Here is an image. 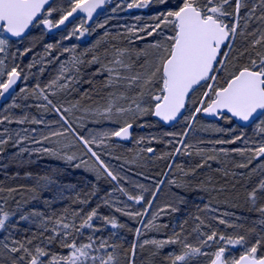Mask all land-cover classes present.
Segmentation results:
<instances>
[{
  "label": "snow or ice",
  "instance_id": "6c2138e0",
  "mask_svg": "<svg viewBox=\"0 0 264 264\" xmlns=\"http://www.w3.org/2000/svg\"><path fill=\"white\" fill-rule=\"evenodd\" d=\"M150 2L151 0H131L127 7L129 9L144 8ZM156 2L168 4L169 0H156ZM105 3L106 0H67V6H62L57 5L56 0H0V32L6 34L0 36V54L6 53L11 38H23L31 27L42 25L47 30L59 28L74 14H86V16L66 39H70L76 33L83 36L89 31L85 27L87 20L92 19L97 9L102 8ZM54 13L60 14L59 19L54 20ZM152 19L155 21L154 24L129 29V32L138 40L155 37L144 48L135 50L118 48L114 54H110L105 49L103 59L95 53L89 60L73 57L71 61L61 63V74L47 87L75 91V85L81 82L79 79L81 66L99 65L92 76H102V90H108L106 106L94 113L99 118L112 120L114 116L135 118L152 115L164 122L183 118L191 128V122L195 121L200 113L220 117L227 114L230 118H236L241 122L259 120L256 131L264 137V119H261L264 117V0H174L170 7L153 16ZM99 27H104V25L100 24ZM139 33H144V35L141 36ZM238 39L244 41L243 51L233 56ZM53 47L52 44L46 45L49 55ZM29 51L31 49L26 48L19 54L23 56ZM63 51H74V49L65 48ZM12 55L14 58L16 54ZM84 55L86 56L87 53ZM33 66L34 64L28 65L29 68ZM22 71L18 64H13L8 69L5 60L0 59V78L5 75L7 77V79H0V97L10 93L13 86L21 79ZM221 78H223V83H221ZM86 82L92 83L91 80ZM199 88L205 90L199 100L193 102L194 107L191 110V115L184 116V112L188 110L187 103L191 100V94ZM23 91L25 90L21 89V92ZM33 92H38L47 102L45 108L51 106L60 115V120L68 125L65 131L72 130V125L65 113H70L72 108L77 105L68 108L57 107L39 84L36 85ZM83 95H88V93L85 92ZM38 107L40 106L38 105ZM27 119V116H24L16 122L23 124ZM4 120L12 122L8 117H4ZM3 122L0 120V123ZM31 122L43 123L42 120L35 118ZM95 122L99 123L100 120L97 119ZM132 126V123L125 119L118 130L98 133L100 139H97V135H91V132V139H86L83 135L72 131L75 139L95 159L99 170L106 174L111 181L118 182L122 177L109 168L100 155L93 150L92 145L95 144L99 147L107 137L129 139ZM33 131L35 130L33 129ZM217 131L224 130L217 129ZM64 134L61 131H52L35 143H42L51 137ZM16 135L19 136V133ZM166 135H179L181 139L177 143L183 144V137L187 135V131L166 133ZM237 141H242L245 145L249 143L243 133L229 140H216L214 143L236 144ZM6 143L7 140L0 139V145ZM187 147L188 145L185 144L184 148L187 149ZM21 151H27V149H21ZM36 151H41V149ZM42 151L52 155L57 154L54 149L43 148ZM146 151L152 153L154 149L148 147ZM219 151L227 154L229 150L221 148ZM231 151L241 155L248 151L253 153V158L264 157V139L254 148H234ZM175 152L180 153L181 148L177 147ZM76 158L74 155L66 156L69 161ZM213 159L216 157H206L204 163L198 167H203L208 160ZM249 163H251V159ZM79 166L77 165V167ZM238 167H247V165L240 164ZM260 167L264 170V165ZM162 183L163 181L158 182L155 191L151 193L153 200L157 197L160 191L159 185ZM139 187L143 189V192L148 191L144 185ZM118 190L128 200L136 204L144 203L147 208L152 207L153 200H145L143 192L139 195H131L123 187H119ZM9 191L15 190L9 189ZM248 197L253 206L256 205L258 197H264V179H261L252 188ZM81 203H86V201H81ZM98 207L92 208L82 217L79 226H76L75 221L72 223L63 220L57 221L58 228L63 229V232L61 233L56 228L52 229L53 234L47 237V243L50 245L59 239L60 246L69 250L67 255L51 253L41 245H36L34 248L29 247L33 243L32 239L11 238L12 233L9 229L14 225L10 216L13 214L0 209V231L8 232V235L0 238V264H118L117 245L109 244L108 240L102 239L97 246L92 236L88 237V243H77L73 236V230L79 235L84 228H94L92 222L98 218ZM147 208L144 212H130L125 208H117L116 211L135 218L146 215ZM255 210L264 217V205ZM172 211H176V209L172 208ZM30 215L35 217L40 213L33 212ZM73 215L78 217L80 212H74ZM155 216L156 214H153V219ZM29 218L28 215L19 217L20 220L25 221ZM104 219L114 229L124 227V225L118 224L114 218L104 217ZM196 219L199 220V217ZM200 223L204 222L200 221ZM219 223L228 227H243L230 224L225 219H219ZM258 223L264 226V218ZM94 230L99 231V229ZM135 232L137 237L141 235L139 228ZM254 232L255 228H252L246 229L244 234L236 233L226 236L212 231L211 234L206 235L205 239L200 240L199 246L191 245L186 238L181 239L180 233H174L173 236L162 241L146 239L139 244V247L143 249L146 245L151 244L160 249L167 244H180L182 251L179 254H171L168 259L170 264H186L187 259L191 256L206 255L203 248L211 247V244L215 243L222 244V246L217 247L210 264H264V235L257 233L254 242H252L250 235ZM201 235L203 234L201 233ZM70 237L72 239H69ZM137 246L135 242L131 246L132 258L136 256ZM228 246H240L243 248V252L238 258H229L226 255ZM109 248L112 251H108ZM97 252L103 254L96 255ZM130 264H134V259L130 260Z\"/></svg>",
  "mask_w": 264,
  "mask_h": 264
},
{
  "label": "trees",
  "instance_id": "16d2710c",
  "mask_svg": "<svg viewBox=\"0 0 264 264\" xmlns=\"http://www.w3.org/2000/svg\"><path fill=\"white\" fill-rule=\"evenodd\" d=\"M53 17L59 19L57 14H53ZM38 30H40V27L35 26L27 38L18 42L20 45L19 52L29 48L26 43H28L29 37ZM243 45V39H238L233 56L243 51ZM30 54V51L23 56L18 53V59L23 62V65H19L20 69H23V79L28 68L27 63L30 61L28 57ZM49 59L50 57L41 64L36 63L44 67L42 73H37V70L34 69L37 78L47 71L48 62L51 63ZM98 66L94 65L89 68L81 66V71L84 73L80 76L84 78L85 83L82 82L83 85L76 87L75 91L53 87L52 89L55 90L56 94L48 93L53 104L57 107L64 105L68 108L77 105L72 108L70 113H65V116L72 127L80 133V120H88L89 114L93 110H102L103 101L105 102L104 96L107 95V90H102L103 78L92 76L94 69ZM52 68L53 71L56 69L55 66ZM57 69H59V66ZM53 74L54 72H52L50 81ZM88 80H91L92 83H87ZM221 83H223V78H221ZM43 85L44 83H41V86ZM85 92L88 95H83ZM17 94L16 101H20L22 104L19 108L17 107L19 113V111H23L22 109L28 107L32 93L26 91ZM8 103L9 101L6 105ZM46 108L51 111L53 109L51 106ZM42 110L40 109V111ZM223 120L229 121V124L235 125L237 129H245L237 126L228 116H223L220 121ZM202 122L206 123V120L198 116L195 125L190 128V131H193L192 135L187 137L185 142L188 147L185 149L184 144L181 152L176 156L141 227L140 222L143 216L130 218L116 211L117 208H125L126 211L130 212H144L145 206H147L144 203L136 204L128 200L118 190L119 186L131 195H139L140 193L128 189L123 178L118 180L119 186L111 181L106 174L99 170L97 162L87 153L86 149L80 148V156L71 161L67 160L66 156L75 155V153L70 154L66 150H60L56 154L57 157L61 158V162L58 163L49 158V153L38 154L35 159L32 153H28V146H23L19 151L21 149H27V151H21L22 155L15 157V159L10 156V153L6 155L7 151L13 148L10 145L15 142L12 130H10L12 133L11 139H9V134L7 143L2 146L3 151H0V197L3 200L13 199L19 201L23 200L24 195L26 196L29 192H32V195L37 198L31 202L29 208L32 207L31 209H36L40 213V220L37 224L30 226V228L19 227L14 238L17 240L32 239L33 243L29 247L34 248L36 245H41L51 253L67 255L69 250L60 246L59 239L50 245L47 243V237L53 234L52 229L56 228L61 233L63 232V229L58 228L57 221L63 220L68 223L75 221L76 226H79L81 218L92 208L98 206V218H95L92 222L94 228H84L79 235L73 230V236L76 238L77 243H88V237L92 236L97 246L102 239L108 240L109 244L117 245L118 264H130L132 258L131 246L134 242L138 245L136 256L133 258L134 264H170L168 257L182 251L180 244H167L160 249L151 244L141 249L139 244L146 239L166 240L174 233H180L181 239L186 238L187 242L193 246H199L200 240L205 239L206 235L211 234L212 231L232 236L236 233L244 234L246 229L255 228L252 235L261 234L262 231L257 226V219L264 217L255 209L264 205V198L258 197L256 205L253 206L248 197V193L258 184L259 178L245 175V173L249 174V171L245 170L248 169L247 167L236 169L233 165H227L223 162V166H218L215 159L208 160L203 167H198V165L204 163L205 158L208 156H214L217 159L219 157L215 154L217 151L212 150L209 153L201 147L202 144H206L207 137L203 139L193 135L194 131H199ZM157 123L163 132L169 133L177 128L180 121L173 127H165L158 121ZM154 135L156 149L152 153L147 152L145 149L148 145L147 141L145 142L143 139L141 143L140 141L135 142V136H133L131 142L115 141L114 145L106 146L102 151L98 149L99 152H97L112 171L115 170V167L120 170L123 168L129 175L130 180L137 182L136 180L141 178L140 184L145 185V188L150 192L143 193L145 200L153 199L151 193L155 191L157 183L163 179L174 154L172 152L169 155L167 150L175 148L177 141H179L178 139L177 141L169 140L165 134ZM177 137L181 138L179 135ZM26 144V142H22L20 146ZM81 161H84V163H81ZM77 165L80 166L77 167ZM114 173L116 172L114 171ZM118 174L119 177H122V173ZM9 189L15 191L10 192ZM81 201H86V203H81ZM210 204L216 205L217 209H221V211H214L211 214L209 211L212 212L213 209H209ZM168 205H171V207H168ZM172 208H175L176 211H172ZM74 212H80V216H74ZM153 214H156L155 219H153ZM219 214L225 216L220 217ZM104 217L114 218L118 224L124 225V227L114 229L105 221ZM197 217H199V220L196 219ZM219 219H225L230 224L242 225L243 227H228L225 224H220ZM200 221L204 223L201 224ZM137 228L141 230L139 237L135 232ZM94 229H99V231ZM69 239H72V237ZM218 246L212 243L211 247H205L203 251L206 252L207 249L211 250L213 248L217 250ZM228 248L238 250L239 247L228 246ZM108 251H112V249L109 248ZM236 253L237 256L242 254L237 251ZM95 254L101 255L103 253L97 252ZM205 260L206 255H194L187 259L186 264H204Z\"/></svg>",
  "mask_w": 264,
  "mask_h": 264
},
{
  "label": "rangeland",
  "instance_id": "374dc122",
  "mask_svg": "<svg viewBox=\"0 0 264 264\" xmlns=\"http://www.w3.org/2000/svg\"><path fill=\"white\" fill-rule=\"evenodd\" d=\"M130 2L131 0H115L114 2L110 3L104 9L102 14L97 18L94 24L90 28H88L89 31L86 32L83 36H80L79 33H76L75 35H72L70 39H66V37H68L69 34L72 33L73 30L78 25H80L84 17L78 18L77 20L72 22L64 31L59 32L55 35H49L46 29L42 25H37V27H40V30L34 32L29 37L28 43H26V46L31 49L30 51L31 54L28 55L30 61L29 63H27V67L30 64H34L35 67L27 68L25 72L26 74L24 75V79L18 88V92H21V89H24L25 91H23V93L26 91L32 93L31 102L28 103V107L22 109L23 111H19L18 113L17 107L19 108L20 105L22 104L20 103V101L19 102L16 101L18 97L17 94L18 92H17L14 94L13 97H11L8 105H6L7 104L6 103L5 104L6 106H4L0 110V120L4 121L3 123H0V139L7 140L8 135L10 134L11 136L13 133L14 136L13 139L15 140L14 144L10 145L13 147L12 150L7 151L8 153H6V155L10 153L11 157L14 158L18 156L20 157L22 155V152L19 151V149L23 146H28V153H32L35 159L38 157V154L44 155L46 153L42 151L43 148L54 149L56 153L59 152L60 150H66L70 154H73L72 152H74L75 153L74 156L79 157L80 148L82 149L85 148L79 141L75 139L72 130H74L76 133H79L80 135H83L86 139H91V135H97L98 133H102L104 131L110 132L113 130H118V128L123 124L125 119H127L131 123H134L135 125L133 135L136 138L134 139V141L135 142L140 141L141 143L142 140L144 139L143 141L145 142L147 141L148 143L145 149L151 147L155 151L156 145H155V139L153 138L155 136L154 134L166 135V133L163 132L161 127H159L157 121L155 122V119L153 118L152 115L138 116L135 118L131 116L117 118L114 116L112 120H106L100 118L99 119L100 122L97 123L95 121L98 117L94 114L96 110H93L90 112L89 114L90 117H88V120H82V119L80 120L81 133L78 132L73 127L72 130L65 131L68 128V125L64 124L63 121L60 120V115L54 109H52L51 111L50 109L45 108L44 106L47 104V102L43 100V98L39 95L38 92L36 93L33 92V89L36 87L37 84H39L41 88L45 89V93L48 95L49 99L51 100L49 94L50 93L56 94V92L54 89L49 88L47 86L52 80L56 79L61 74L60 73L61 63L69 62L72 60L73 57H79L80 59L83 60H89L91 59V56L95 53L100 55L101 58L103 59V53L105 49H107L110 54H114L115 50L118 48L135 50L139 48H144L148 43L152 42L155 37H147L144 40H138L135 38V36L132 35L131 32H129V29L134 27L140 28L145 25L154 24L155 21L152 19V17L158 15L160 12L170 7L171 4L174 2V0H169L168 4H160L156 2V0H151V2L148 4L147 7L129 9L127 5ZM56 3L57 5L67 6V0H57ZM54 14L60 15L59 13H54ZM100 24H103L104 27H99ZM3 35L4 34L0 32V36ZM139 35L143 36L144 33H139ZM18 42L19 41L14 42L10 40V46L7 49L6 53L0 54V59L5 60V65L8 67V69H10V67L13 64L23 65V62L20 59H18V53H20L19 52L20 45ZM48 44H52L54 46L53 49L51 50L50 55L46 51V45ZM65 48L74 49V51L65 52L63 51ZM13 53L16 54L14 58L12 55ZM84 53H87V55L85 56ZM49 57H50L49 61H51V63L48 62L49 67L46 69L47 71H45V74H42V76H39L37 78L36 76L37 74L34 69L37 70V73H42L44 67H41L38 64L43 63ZM57 57L58 59H56ZM54 66L56 67V69L53 71L52 67ZM58 66L59 69H57ZM95 70L96 69H94L93 72H95ZM52 72H54V74H53V78L50 81ZM83 73L84 72L81 71V74ZM25 77L27 78L25 79ZM96 77H102V76H96ZM0 79H7V77L5 75ZM79 79L81 82L79 84H76L75 88L85 83V80L82 76H79ZM60 82L62 83L63 81ZM41 83H44V85L41 86ZM204 90H205L204 88H199L195 93H193V95L191 96V100H189L187 105L188 110L186 111L184 116L191 115V110L194 107L193 102L199 100ZM104 99L105 102L103 101V105H102L103 107L106 106L107 95L104 96ZM38 105L40 107H38ZM63 107L65 106L63 105ZM40 109L43 110L40 111ZM24 116H27L28 119L23 124L16 122L18 119ZM4 117H8L12 122H9L8 120H4ZM33 118L37 120H42L43 123H39V124L32 123L31 120ZM117 119H119V122H117ZM261 119H264V117H261ZM195 121L191 122V127L195 125L194 124ZM257 123H259V120H257L252 126L248 128L237 129L235 128V125H230L229 121L227 120H223L220 122L206 121V123L202 122L199 131L198 132L194 131L195 133L193 135L202 137L203 139L207 137L206 144H202L201 147L204 148L205 152L210 153L212 150L217 151V153L215 154L218 155L219 157L218 159L217 158L215 159L216 165L223 166V163H227V165H233L236 169L239 168L244 169L246 167H238V165L243 164L242 162H245L244 164H246L248 168L245 170L249 171V174L245 173V175H252L256 178H259L260 181L261 179H264V170H262L260 167L261 165H264V157L253 158V153L248 151H245L243 155L231 151V149L234 148H241V149L254 148L258 143L261 142L262 139H264V137L259 135L256 131ZM33 129L35 131H33ZM217 129H223L224 131H217ZM10 130H12V133ZM190 130L191 129L188 127V122H186L182 118L177 128L169 132V133H181L183 131H187V135L183 137V144L176 143L175 148H170L169 150H167L169 155L170 153L174 152L169 165L173 164L176 156L179 154L175 152V149L177 147L182 149L183 145L187 140V137L192 135L193 131ZM52 131H61L64 132L65 134L63 136L51 137L48 140V142L43 141L42 143H35V141L41 140L43 136L48 135ZM16 133H19V136H17ZM240 133H243L244 137L249 140V143L247 145H245L242 141H237L236 144L214 143L216 140H229L234 136L239 135ZM166 137H168L169 140H173V141H177V139L178 140L181 139L178 138L177 135L175 136L166 135ZM97 139H100L98 135H97ZM21 141L26 142L27 144L20 146V144L22 143ZM115 141L118 142L116 137H107L104 138V143L102 145L97 147L95 144H93L92 148L94 151L99 152L102 151L106 146L114 145L113 143ZM3 145H0V151H3L2 149ZM221 148L228 149L229 150L228 153L227 154L221 153L219 151V149ZM37 149H41V151H36ZM49 158L55 160V162L58 163L61 162V158L57 157L56 155L49 154ZM250 159H251V163H249ZM169 169L170 167L168 166V169L166 171L167 173L165 172L166 175L168 174ZM114 171L116 173H120V174L122 173L124 184L128 189H130L131 191H137L140 194L143 192V189L139 187L140 185H142L140 184L141 178H138V180H136L137 182H135L133 180H130L129 175L123 170V168L122 170H120L119 168L115 167ZM165 178L166 176L164 175L163 179L165 180ZM114 182L119 186V181L118 182L114 181ZM161 186L162 185L160 184L159 187ZM144 187L146 186L144 185ZM143 193H150V192L148 190L147 192H143ZM36 198L37 197L35 195H32V192H29L26 196L24 195L22 197L23 200H19V201L13 199L3 200L0 197V209H3V211H7L13 214L10 216V220L14 225L13 228L9 229V231L12 233L11 238H14V235H16V231L18 230L19 227L30 228V226L35 225L39 222L40 220L39 216L33 217L30 215L31 213L38 211L36 209H31L32 207L29 208L31 206V202ZM210 208L213 209L212 212L209 211L211 214L214 211L215 212L221 211V209H217L216 205L210 204L209 209ZM21 215H28L30 218L26 221L20 220L19 217ZM223 216L225 215L224 214L220 215V217ZM261 219L259 217L257 221L259 222ZM257 226L262 231L260 235H264V226H261L259 223ZM6 235H8V232L0 231V238ZM255 238L256 236L252 234L250 235V239L252 240V242H254ZM238 247H239L238 250L228 248L226 255H228L229 258L238 257L236 255L237 254L236 251L239 253L243 252V248H241L240 246ZM215 251H216L215 248L211 250L207 249V251L205 252L207 254L204 264L210 263V260L212 259L213 253Z\"/></svg>",
  "mask_w": 264,
  "mask_h": 264
},
{
  "label": "water",
  "instance_id": "95a60500",
  "mask_svg": "<svg viewBox=\"0 0 264 264\" xmlns=\"http://www.w3.org/2000/svg\"><path fill=\"white\" fill-rule=\"evenodd\" d=\"M113 1H114V0H106V3L102 6V8L97 9V11L93 14L92 19L87 20L85 26H86V27H91V26L93 25V23L95 22V20L99 17V15L101 14V12L103 11V9L106 7V5H107L108 3L113 2ZM85 16H86V14H79V15L74 14V16H73V17H70V18H69V21H66L64 25H61L59 28H53V29H51V30H47V31H48V33H50V34L56 33V32H58V31H62V30H64V29H65L70 23H72L74 20H76V19H78V18H80V17H85ZM32 28H33V27H31L30 30L27 31V33L25 34V36H24L23 38H11V40H21V39H24L25 37H27V36L30 34ZM3 34L6 35L5 33H3ZM22 78H23V77H22V74H21V79L18 80L17 83L13 86V89L10 90V93H6L4 97H0V109H1V107L3 106V104L6 103V102H8L9 99L12 97V95L16 92L18 85H19V84L21 83V81H22ZM191 95H192V94H191ZM188 102H189V101H188ZM187 105H188V103H187ZM185 113H186V111L184 112V115H185ZM198 115H200L201 117H203V118H205V119L212 120V121H219L220 118H221L220 116H211V115H207V114H204V113H200V114H198ZM226 115H227V114H226ZM227 116H229V115H227ZM229 117H230V116H229ZM153 118L156 119L157 121H159L161 124L167 126V127H172V126L176 125V124L182 119V118H180V119L177 120V121L164 122V121L160 120V118H158V117L153 116ZM232 119L235 121V123H236L239 127H243V128L252 125V124L256 121V120H255V121H251V122H241V121H239V120L236 119V118H232ZM132 125H133V124H132ZM133 131H134V125H133L132 128L130 129V138H129V139H120V138H118V137H116V138H117L119 141H121V142L128 143V142L132 141V139H133Z\"/></svg>",
  "mask_w": 264,
  "mask_h": 264
},
{
  "label": "bare ground",
  "instance_id": "6f19581e",
  "mask_svg": "<svg viewBox=\"0 0 264 264\" xmlns=\"http://www.w3.org/2000/svg\"><path fill=\"white\" fill-rule=\"evenodd\" d=\"M133 125H134V123H132ZM252 126V125H251ZM134 128H135V125H134ZM173 162V161H172ZM162 181L164 182V179H162ZM153 200V199H152ZM154 201V200H153ZM147 208V206H145V209ZM149 210H150V208H147V213L149 212ZM147 215V214H146ZM146 215H143V217H142V220H141V222H140V227H141V225L143 224V222H144V220H145V217H146ZM133 258H131V260H132ZM210 264V263H209Z\"/></svg>",
  "mask_w": 264,
  "mask_h": 264
}]
</instances>
